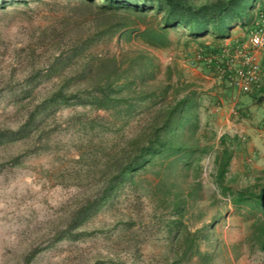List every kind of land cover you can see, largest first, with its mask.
<instances>
[{"label": "trees", "instance_id": "trees-1", "mask_svg": "<svg viewBox=\"0 0 264 264\" xmlns=\"http://www.w3.org/2000/svg\"><path fill=\"white\" fill-rule=\"evenodd\" d=\"M63 1L68 11L51 28L55 41L48 49V57L36 58L31 49L26 54L22 79H17L13 71L1 77L7 78L4 89L22 96L16 103L15 126L0 125V150L18 144L24 151L15 157L6 153V163L16 167L21 158L50 148L58 153L62 139L57 136V115L71 107L75 111L68 122L73 121L75 141L87 148L79 149L75 163L81 167L76 172L93 178V184L78 204L67 209L62 220L65 225L56 233L58 240L76 241L89 236L88 224L125 193L139 201L145 197L154 207L153 217L158 224L168 225L171 233L175 231V238L182 240L168 264L192 262L194 258H200L196 264H211L198 249L200 231L190 233L182 223L188 198L193 199L195 193L172 196L169 183L180 167L191 170L195 166L198 178L200 156L211 149L201 145L203 137L199 133L203 96L180 72H176L174 82L175 71L170 66L161 81V66L153 51L168 48L170 30L182 28L195 38L212 35L215 42L202 44L201 49L218 55L235 24L242 29L250 25L255 5L261 0ZM29 2L0 0V9ZM215 67L213 64L208 68L220 92L213 96L212 103L233 91L227 81L229 73L220 75ZM248 96L259 102L264 88ZM244 111H239L240 119L245 117ZM95 113L106 116L101 119ZM125 128L131 135L122 134L115 140L104 138ZM211 138L207 134L206 139ZM220 142L226 144V137H221ZM63 146L65 150L67 146ZM231 159L232 152L223 148L217 158L219 183H224ZM150 174L159 179L149 180ZM252 197L264 212V188ZM260 220L254 236L264 249V221ZM38 252V247L29 251L24 257L26 264Z\"/></svg>", "mask_w": 264, "mask_h": 264}, {"label": "rangeland", "instance_id": "rangeland-1", "mask_svg": "<svg viewBox=\"0 0 264 264\" xmlns=\"http://www.w3.org/2000/svg\"><path fill=\"white\" fill-rule=\"evenodd\" d=\"M30 1L28 5L10 4L0 9V125L15 126L16 103L22 98L19 92L4 89L7 78L1 77L13 71L17 79H22L26 54L31 49L36 58H47L55 41L51 28L68 11L63 0ZM244 33L240 24H235L232 35L223 43ZM170 40L168 48L153 51L161 66L158 77L165 80L170 66L175 71L174 82L176 72H180L202 93L199 133L203 137L201 145L211 147L200 156L198 178L193 166L191 170L180 167L169 180L172 196L195 193L193 199L187 197L182 223L190 233L200 231L197 246L211 264H264V249L254 236L260 219L264 221V212L252 197L264 188V99L255 102L233 90L212 103L213 96L220 92L218 81L195 56L202 44H212L215 38H195L185 29L172 28ZM233 107L238 112L244 109L245 117L233 115ZM74 111L66 107L57 115V136L62 139L58 153L53 148L40 150L21 158L14 167L4 157L18 156L24 150L18 144L0 150V264H26L24 257L35 247L39 252L29 264H168L182 240L175 238V231L171 233L168 225L158 224L154 207L145 197L139 201L123 193L115 205L105 206L88 224L89 236L76 241L56 237L65 225L62 220L67 209L78 204L93 184V178L76 172L81 167L75 163L79 149L87 148L75 141L73 121L68 122ZM94 115L101 119L106 116ZM132 128L135 130V125ZM127 133L131 135L125 128L104 138L115 140ZM207 134L212 138L207 140ZM223 136L226 144L220 142ZM63 145L67 146L65 150ZM225 147L232 152V159L224 183H219L217 158ZM148 179L159 178L150 174ZM199 259L179 264H196Z\"/></svg>", "mask_w": 264, "mask_h": 264}, {"label": "built area", "instance_id": "built-area-1", "mask_svg": "<svg viewBox=\"0 0 264 264\" xmlns=\"http://www.w3.org/2000/svg\"><path fill=\"white\" fill-rule=\"evenodd\" d=\"M243 31V37L229 40L218 55L200 49L195 60L208 67L215 64V72L220 75L228 72L232 89L248 95L264 88V0L256 3L252 21ZM231 113L239 115L235 107Z\"/></svg>", "mask_w": 264, "mask_h": 264}, {"label": "crops", "instance_id": "crops-1", "mask_svg": "<svg viewBox=\"0 0 264 264\" xmlns=\"http://www.w3.org/2000/svg\"><path fill=\"white\" fill-rule=\"evenodd\" d=\"M227 41H229V40H227Z\"/></svg>", "mask_w": 264, "mask_h": 264}]
</instances>
